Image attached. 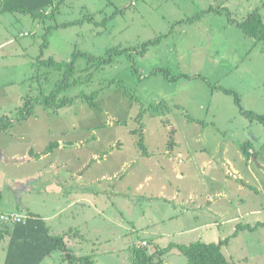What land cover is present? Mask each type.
Wrapping results in <instances>:
<instances>
[{
    "label": "rangeland",
    "instance_id": "1",
    "mask_svg": "<svg viewBox=\"0 0 264 264\" xmlns=\"http://www.w3.org/2000/svg\"><path fill=\"white\" fill-rule=\"evenodd\" d=\"M211 6L228 8L238 21L256 8L264 18V0H62L43 19L0 13V124L8 116L15 118L25 100L32 101V115L0 133V211L12 208L13 199L20 203L21 183L49 166L39 181L67 180L62 183L69 190L79 183L94 188L96 181L100 194L92 206L83 201L66 207L59 219L50 221L55 234L60 230L61 236H70L73 253L90 255L95 264H133V248L145 240L153 254L170 243L225 238L230 240L223 251L234 264H264V227L235 234L239 221L220 226L229 200L207 193L228 190L226 177L239 183L249 179L260 192L236 193L264 206V123L241 112L234 95H240L243 109L264 114V41L244 34L227 10L188 20ZM149 40L157 41L144 53L118 56L99 70L84 72L88 59L79 57L76 76L85 79L80 76L91 69L94 75L61 94L76 97L75 102L55 109V103L43 101L64 70L43 65L39 57L66 62L76 51L94 57L115 47L140 51ZM166 68L190 78L169 80L154 72ZM97 90V106L92 107L81 93ZM142 109H147L143 132L149 155L143 154L140 136L133 132L140 128L136 118ZM60 137L67 146L55 148L41 163L19 158L29 149L44 151ZM247 140L254 148L250 159L239 147ZM225 156L241 173L224 165ZM51 162L61 164L59 170ZM247 206L242 207L245 214ZM254 213L242 215L246 219L240 222L264 221V207ZM194 226L200 228L187 231ZM47 259L67 264L61 250ZM155 261L190 264L177 248Z\"/></svg>",
    "mask_w": 264,
    "mask_h": 264
},
{
    "label": "trees",
    "instance_id": "2",
    "mask_svg": "<svg viewBox=\"0 0 264 264\" xmlns=\"http://www.w3.org/2000/svg\"><path fill=\"white\" fill-rule=\"evenodd\" d=\"M59 0L56 6V0H2L0 5V13H22V14H30L34 17L44 18L46 16H50L54 13L55 9L60 6ZM54 6V7H53ZM51 8V9H50ZM227 14L229 15V20L235 23L247 36L258 38L259 40L264 41V18L261 15L258 8L253 10L248 16L243 19L242 21H238L231 17L230 10L227 8ZM222 8H214L210 7L209 9L201 12L196 17L189 18V21H195L201 15L215 11V12H224ZM92 20V19H91ZM79 21H73L70 23H63L60 24L62 26H68ZM181 22V21H179ZM58 25V26H60ZM160 40V38H159ZM157 41V40H156ZM155 40L146 41L141 50L138 51L137 49H133L132 47H125V48H110L106 51V54L101 57H94L87 52L76 51L73 54V57L70 61L60 62L55 60L53 57L49 59H41L39 57V62L43 65L49 66L51 68H55L57 70H64V77L63 79L58 82L56 88L49 94L43 96V101L48 105L51 106V102L55 103L53 107L55 109H59L61 107L67 106L69 104H73L76 100V97H68L64 96L61 97V94L65 92L67 89L76 86L78 84H83L84 81L92 80V76L94 73L81 75L80 77L85 78L81 79L77 77V69H76V60L84 56L88 59V66L84 69V72H88L90 68L95 70H99L100 68H105V66L112 64L121 55H128L132 56L133 52H140L141 54L147 50L149 44L156 42ZM44 46H47V40L44 41ZM133 71L137 73L138 70L135 68L133 64ZM154 72L163 73V75L169 80H175L180 77H187L190 78L187 74H179V75H172L171 69L166 68L162 70H155ZM74 78V79H73ZM122 83L119 80H112V83ZM122 85V84H120ZM126 92L130 93L131 90L129 87H125ZM226 93H233L234 91L219 87ZM99 91L97 90L92 92L91 94H87L85 92L81 93V97L88 101L90 106L96 107L97 106V97L99 96ZM135 91V90H133ZM235 99L237 104L241 107V112L249 116V118H254L259 120L260 122L264 123V114H259L251 110H245L242 108L241 105V98L238 93H234ZM39 99V97L37 98ZM31 100L27 99L24 103L19 107L18 112L15 118L10 119L9 116L7 118L8 122L0 124V132L8 131V127H11L13 122H21L26 120L32 115V104ZM160 107L162 110L164 108L160 105L154 106L151 105L150 108L156 109ZM147 109H142L139 114L137 115V121L140 124L139 129H135L133 132L139 134L140 138L138 141V145L142 150L143 154L149 155L148 148L145 144L144 138V123H143V116L144 112ZM5 117V116H4ZM3 117V118H4ZM191 120V119H190ZM59 146L58 141L51 142L47 148L40 152L36 153V156H41L53 151L56 147ZM240 150L242 153L250 159L252 154L250 153L251 143L244 142L239 145ZM256 157V156H255ZM4 226L9 231L10 241H9V248H8V256L6 258V264H40L47 256L51 255L54 251L61 250L64 253V258L67 260L68 264H95L92 260L90 255H76L73 253L66 241L65 237L61 235H52L50 233V228L47 225L46 221L43 218L36 217L35 215H30V218L27 220L26 223H17L14 225H9L4 222ZM260 224L257 225H250V224H239L237 226L236 233L237 234L240 230H254ZM230 238L220 239L216 242H205L202 240H197L191 242L189 244L181 243H171L169 246L165 248L157 249L153 254L149 253L147 247H137L133 248L134 253V261L133 264H154L155 258L157 256H162L165 252L169 251L172 248H177L180 252L186 256L188 262L190 264H234L224 253L223 246L229 243ZM157 263H162V259L160 258Z\"/></svg>",
    "mask_w": 264,
    "mask_h": 264
},
{
    "label": "crops",
    "instance_id": "3",
    "mask_svg": "<svg viewBox=\"0 0 264 264\" xmlns=\"http://www.w3.org/2000/svg\"><path fill=\"white\" fill-rule=\"evenodd\" d=\"M1 2H2V0H1ZM57 2L58 1H56V3ZM0 5H1V3H0ZM220 8H222V7H220ZM4 132H7V131H4ZM27 134H29V133H27ZM23 135H25V134H23ZM57 141L59 142V146L56 147L58 150H61L65 146H67L65 144L63 138L60 137V138H58ZM246 142L251 143L250 140H247ZM79 145L80 144L77 143L76 145H70V146L76 147ZM251 149H254L252 144H251V148L249 151H251ZM29 151H30L29 154L26 153L25 155L20 156V157L18 156V157L21 159L27 158V159H29V161H35V162L41 163L42 161L49 158L54 153L53 151H51L47 154H44L41 156H36V153H40L43 150L31 152L32 150L29 149ZM251 153H253V152H251ZM179 155H181V153H179ZM255 159H256V157H255ZM224 161H225V162H223L224 165H226V164L231 165V167H233L235 173H241L242 170L237 169L236 165L231 161V159L227 158V156H225ZM50 165L53 168L55 167V169L57 171V170H59V168H60L59 166L61 164L56 165V162H51ZM45 170L49 171V170H51V168L49 166L44 167V168H40L33 174V177L30 179V181L26 185H24V183L22 182L20 185V189H19L20 195H21L20 203H19V201L17 202L15 199H13V201H15L14 206L12 208H9L8 211H5V212L0 211V214L10 213V212H19V213L28 214L29 216L35 215L36 217L43 218L46 221L47 225L50 228V233L52 235H60V233H61L60 230L58 232H56V234H55V232H54L55 230H53V227L51 226L50 221L55 220V219H59L62 216L64 209L66 207H74L76 205H79L83 201L84 202L89 201L91 206H92L96 200L97 194H100V193H98V191L95 188L96 187V181L94 182V186H95L94 188L93 187L86 188V187L81 186L79 183L73 189H70V190L63 188L62 182H65L67 180H55V181L54 180H47V181H54V182H49V183L39 181L37 179V177L39 176V174L42 171H45ZM56 174L59 175L58 173H56ZM72 176L74 178V174ZM226 178H227L226 180L228 182V187H229L228 190L222 188L221 190L218 189L217 191H215L213 188L212 190L207 191V193L216 192L215 193L216 195H218L220 197H227V199L229 200L227 203L224 204L223 212L225 214L223 217H221L222 223L220 224V226L224 227L228 224V222L232 223L234 221H239V222H237L238 224H236V230H237V226L239 224H250L252 226L260 224V226H258V227H264V221L260 220V219H256V220H253L252 222H246V223L240 222L241 219H246L245 217H250V216L254 215L255 214L254 212L261 211V209H263L264 206H263V204L259 205L257 203H254V201H251L250 198L248 199V197H246V196L243 197L242 195L240 196V194L236 193V192L246 191L247 192L246 195L248 196V194H250V195L253 194L254 190H256V192H260L259 189L255 188L249 179L247 180L245 178L246 180H244V177L241 175H240V179H242V181L244 180L241 183H239L237 181H233L234 179H231L230 177H226ZM14 187H15V185H14ZM14 187H10L12 189V191H13ZM234 193H236V194H234ZM256 194H258V193H256ZM190 195H192V194H190ZM211 197H212L211 195H208L207 199H210V201H211ZM48 199L52 201L51 204L49 203ZM214 202H216V201H214ZM245 205L246 206L248 205L247 208H244V210H246V214L242 211V207H244ZM96 208H97V206H96ZM231 209L233 211L232 213H235V215L233 217L229 216ZM242 215H245V217H242ZM208 225L212 226V225H214V223H210V224L207 223L205 226H208ZM198 228H200V227L194 226L190 229H187V231L196 230ZM58 229H60V227ZM75 236L80 237L79 234L75 235ZM69 237H70L69 235L65 236V241H66L67 245H68L67 239ZM9 241H10L9 231L6 228V226H4V222L2 220H0V264H6V258L8 256ZM53 253L49 256H52ZM49 256H47L40 264H60V263H57L56 260L47 259ZM61 264H66V263L64 262ZM67 264H68V262H67Z\"/></svg>",
    "mask_w": 264,
    "mask_h": 264
},
{
    "label": "built area",
    "instance_id": "4",
    "mask_svg": "<svg viewBox=\"0 0 264 264\" xmlns=\"http://www.w3.org/2000/svg\"><path fill=\"white\" fill-rule=\"evenodd\" d=\"M29 218L30 216L28 214L19 213V212H10V213L0 214V220H2L3 222L9 225H14L17 223H26ZM147 245H148L147 241H141L137 243V247H145Z\"/></svg>",
    "mask_w": 264,
    "mask_h": 264
}]
</instances>
